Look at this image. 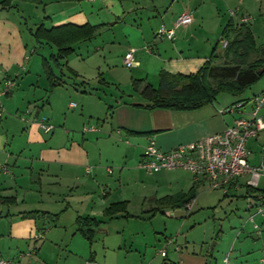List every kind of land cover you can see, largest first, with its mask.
<instances>
[{"label": "crops", "instance_id": "1", "mask_svg": "<svg viewBox=\"0 0 264 264\" xmlns=\"http://www.w3.org/2000/svg\"><path fill=\"white\" fill-rule=\"evenodd\" d=\"M236 7L239 10L231 16L228 10ZM148 9L159 16V23L151 30V36L145 37V32L141 31V35H144L142 40H145L146 44H151L150 51H146L142 45L145 54H137L141 46L131 47L124 52L125 54L127 51H133L135 64L131 68L145 71L141 59L147 55L151 62L155 61V64L159 62L157 74L160 70L172 74L194 73L210 57L214 49L218 55L215 62L219 59L225 61L223 56L225 47L219 45L221 44L219 38L222 37V31L229 21L235 28L243 24L250 32L256 48L250 55L251 60H264V0H0V250H4L8 261H11L10 264H31L32 259L27 260V256L30 255L26 254L27 250L33 251L37 256L45 243L42 236L50 233L52 227H55V230L59 229L61 236L71 235L67 244H64V249L60 248L64 242L63 238L57 239L60 243H57V240L50 241L66 253L65 263L70 257L69 264H98V255L93 249V243L101 223L118 215L125 218L130 216L127 212L128 200L108 199L111 198L110 186L114 187L110 179L113 171L102 165L100 153L95 152L91 146L97 144L100 139L83 142L86 133L99 132L96 125L94 126L97 129L94 131H83L87 116L93 114V107L96 109L99 106L100 109H104L107 103L96 93H85L80 98L82 107L79 120L73 111L60 115L57 108L61 104L63 107L73 109L69 106L70 102H67L66 94H62L60 90L64 70L52 68L58 85L51 88L45 70H18L24 66L27 53L28 43L24 38V32L29 34L34 43L49 52L47 56H42V62L43 59L49 62L50 55L57 52V47L34 39L33 32L38 26L44 28L64 24L94 26L95 31L90 38L72 45L73 54L76 49L104 33H110L107 40L113 43L116 40L111 33L113 25H118L123 16L133 13L137 17L138 13L146 12ZM183 13L191 16V23L175 27L177 17ZM243 15L249 17L248 22L241 21ZM130 19L135 24V19ZM161 25L167 28L175 27L174 38L155 37V32ZM233 35V32L229 33V38ZM67 58L61 60L63 66L68 68L67 73L75 77L80 76L79 72L68 66ZM141 74L147 77L149 73L145 71L140 75H133L135 77L132 76L131 84L135 79L146 81V77ZM263 75L253 84L260 83L254 89L251 85L240 95L230 94L229 98L220 99H216V96L211 102L196 109H146L133 105L146 101L119 102L112 109L111 118L114 126L119 128L117 132H123L132 138V150L142 148L138 154L141 159L144 147L150 139L155 141L159 149L167 151L179 144L222 131L238 117H249L250 99L255 95L264 94V81L258 82ZM104 81L102 78L98 80L99 83ZM246 90H249L248 93ZM238 101L246 102L242 109L231 113L219 111ZM106 107L109 109L111 105ZM44 109L47 111V119L54 126L48 133L43 132L37 124L40 112ZM259 113L264 115V105ZM57 124H61V127L56 129ZM101 125L100 127L104 128V124ZM81 128L83 140L80 142L71 133ZM105 131V134L98 135H111L109 131ZM125 142L132 144L127 140ZM247 147L248 162L253 166L264 164L263 154L260 159L253 154L249 157L254 148H261V151H264V130L256 137L250 138ZM108 169L111 172H108ZM128 171L132 179L134 174ZM161 171H173L176 175L168 176L170 178H165L167 175H163L164 173L159 175L161 179L156 182L155 195H147V198L155 203L154 214L163 210L165 216L176 218L177 211L190 209L184 208L183 205L158 207L156 200L165 196L189 193L194 195L196 202L199 186L206 182L203 180L195 182L192 174L186 169L146 172L152 174L162 173ZM247 178V175L239 177L228 192H222L224 195L230 194L246 199L249 194H255L264 188L259 187V182L264 180V177L259 178L257 189L247 186ZM118 182L121 186L119 180ZM120 201H126V213L119 212L112 217L104 214L107 207ZM69 209L72 211L71 218H67L65 224L59 223ZM30 211L37 213L23 217ZM166 212H172L173 216H168ZM86 216L100 221L94 227L92 243L79 230L78 218ZM255 221L260 226V233L254 231L246 218L245 223L238 229L233 243L247 225H250L254 232L251 239H258L262 235L261 218L256 217ZM77 235L83 239L79 240L83 245L80 249L75 247ZM239 245L240 251L250 248L243 240ZM108 248L114 250L115 247ZM125 256L127 254L120 252L115 260L109 259L105 262L137 264ZM166 256L165 252L164 257ZM224 257L228 258L229 264H233L228 252L222 257V264ZM153 259L154 257H150L145 262L141 259L138 264H152ZM202 264H207L206 259Z\"/></svg>", "mask_w": 264, "mask_h": 264}, {"label": "rangeland", "instance_id": "2", "mask_svg": "<svg viewBox=\"0 0 264 264\" xmlns=\"http://www.w3.org/2000/svg\"><path fill=\"white\" fill-rule=\"evenodd\" d=\"M130 18L135 19V24ZM158 23L159 16L150 9L138 13L137 17L133 13L123 16L118 25H113L111 30V33L116 37L113 43L107 40L110 33H104L90 43L76 49V52L67 58L68 66L79 72L80 76L70 75L66 71L68 68L64 66L61 68L64 70V74L61 76L63 82L60 90L62 94H66L67 102H75L76 106L70 109L66 106L63 107V104L59 105L57 109L60 111V115L73 111L79 120V112L82 107L80 98L85 93H96L107 103L106 106L111 105L109 109L106 106L104 109H100L99 106L96 109L93 107V114L90 117L87 116L85 126L96 125L99 132L86 133L84 140L81 134L82 128L71 133L80 142L82 140L85 142L100 139L97 144L91 146L95 152L100 153L102 165L111 168L113 171L110 179L114 187L110 186L112 188L111 198L108 199L111 201L128 200L129 202L127 212L130 216L128 218L118 215L101 223L98 228L93 243V249L98 255V264H107L105 261L113 260L120 252L127 254L125 257L131 258L137 264L139 260L142 259L145 262L150 257H154L152 264H160V262L161 264H202L205 259L207 264H222V257L226 252L229 253V259L233 264H264L263 219H261L262 235L258 239H251L254 232L252 227L247 225L238 235L236 242L233 243L238 229L245 223L249 214V211L246 210L247 201L244 198L230 194L224 195L222 189H212L208 183H203L199 186L197 200L190 210L177 211L178 217L176 218L165 216L162 213L163 210L154 214L155 203L150 201L147 195H155L156 182L159 178L161 179L158 177L159 175L164 173L163 175H167L165 178H170L168 176L176 174L173 171L150 174L140 169L138 154L142 148L132 150V138L123 132H117L119 128L114 126L111 118L112 109L117 103L145 101L131 84L133 75H140L146 71L149 73L147 77L145 74H141L146 77V82L152 83L154 87L158 84L159 62L155 64V61L154 63L151 62L147 59V55H144L141 64L146 69L145 71L125 67L122 63L124 52L131 47L141 46V50L137 51V54H145L142 48L147 45L151 46V44H146L145 40L142 39L144 35L145 37L146 35L147 37L151 36V30L155 29ZM141 31L145 32L143 36ZM24 38L28 43L26 59L24 66L18 70H44L42 56H47L49 52L39 44L34 43L26 31ZM219 45L221 46V44ZM215 63L221 65L225 61L219 59ZM49 65L53 70H60L52 60L49 61ZM101 78L105 80L104 83L98 82ZM263 81L264 75L258 82ZM259 84L253 85L252 89ZM248 91L246 90V93ZM230 96L228 93L220 92L216 99L229 98ZM40 116H47L46 109L40 112ZM101 124H104V128L100 127ZM60 127L61 124H57L56 129ZM105 130L109 131L111 135H98L106 132ZM126 140L132 144L126 143ZM251 154L256 155L259 159L263 154L264 159V151H261V148L252 149L249 157ZM133 168H137V170L134 169V171ZM128 170L134 174L132 179L127 173ZM259 187H264L263 179L260 180ZM69 210L66 212L67 214L62 216L59 223L65 224L66 219L71 218L72 211ZM54 228L52 227L50 233L42 236L45 243L37 256L33 254V251L27 250L26 254H30L27 256V260L32 259L31 264H69L71 258H67V263H65L66 253L61 249H64V244H67L71 235L61 236V231ZM60 238L64 239L61 249L57 244H54ZM77 238L75 247L80 249L83 245L79 240L83 239L80 235H77ZM242 240L250 247L245 251H240L238 248ZM57 243H60L59 240ZM118 245L120 248H117ZM108 247L115 248L111 250ZM130 249L131 251H129ZM162 250L167 253L166 257L160 256ZM0 251V259L9 260L8 256L4 254V250Z\"/></svg>", "mask_w": 264, "mask_h": 264}, {"label": "trees", "instance_id": "3", "mask_svg": "<svg viewBox=\"0 0 264 264\" xmlns=\"http://www.w3.org/2000/svg\"><path fill=\"white\" fill-rule=\"evenodd\" d=\"M94 31L95 27L88 24L80 26L64 24L51 28L38 26L33 32V37L37 42L49 43L57 47V52L51 54L50 59L61 70L64 65L61 60L66 59L73 52L72 45L90 38ZM231 32L234 35L229 38ZM222 37L227 40L223 53L225 63L221 65L214 63L218 57L214 49L210 57L194 73L172 74L160 70L156 87L142 79H135L132 81V86L146 102L133 103V105L146 109L191 110L211 102L220 92L240 95L263 75L264 60H251L250 55L256 51V48L250 32L243 24L235 28L229 21L222 31ZM42 63L50 88L58 85V79L48 60L43 59ZM258 70H262L261 74H258ZM192 198H194L193 194L182 193L162 197L157 199L156 203L158 207H176ZM119 212L126 213V201L111 204L105 209L104 214L112 217ZM34 213L36 214L37 211L27 212L23 217L33 216ZM99 223V220L88 216L78 218L79 230L90 243L93 241L94 227Z\"/></svg>", "mask_w": 264, "mask_h": 264}, {"label": "built area", "instance_id": "4", "mask_svg": "<svg viewBox=\"0 0 264 264\" xmlns=\"http://www.w3.org/2000/svg\"><path fill=\"white\" fill-rule=\"evenodd\" d=\"M92 1V0H90ZM239 10L236 7L229 11L231 16ZM249 17L243 15L242 22H248ZM192 18L189 14L183 13L177 17L176 26L191 23ZM175 27L167 28L161 25L155 32L157 38L172 39L175 36ZM223 47L227 40L224 37L219 38ZM146 51L151 50V46H145ZM125 67H132L135 64L133 51H127L122 59ZM251 110L249 117H238L233 123L219 132H214L206 137L179 144L176 147L163 151L156 146L153 139H150L144 147L139 161V167L148 172L159 170H188L195 182L200 180L208 183L212 189H222L228 192L230 187L235 185V181L244 175H247L246 184L252 189L258 188V180L264 177V164L253 166L248 160L247 141L256 137L258 133L264 130V115L259 113L264 105V94H258L250 99ZM246 102L238 101L220 109L221 113H231L240 110ZM69 106L74 108L75 102H70ZM39 128L45 132H51L54 128L46 116H40L37 120ZM97 128L94 125L84 126L83 131H94ZM108 172H111L108 169ZM247 209L249 211L247 221L252 224L256 233H260V226L255 221L256 217L264 219V188L255 194H249L246 197ZM195 198L183 204L186 209H191ZM168 216H173L172 212H166ZM170 242V240H169ZM162 256L165 251H161ZM224 264H229L228 258L224 257ZM0 264H10L8 260L0 259Z\"/></svg>", "mask_w": 264, "mask_h": 264}, {"label": "water", "instance_id": "5", "mask_svg": "<svg viewBox=\"0 0 264 264\" xmlns=\"http://www.w3.org/2000/svg\"><path fill=\"white\" fill-rule=\"evenodd\" d=\"M264 68H262V70H263ZM262 70H258V74H261V72H262ZM90 264V263H89Z\"/></svg>", "mask_w": 264, "mask_h": 264}]
</instances>
